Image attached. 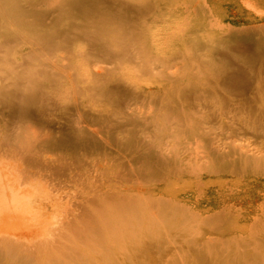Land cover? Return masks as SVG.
<instances>
[{
	"label": "bare ground",
	"instance_id": "bare-ground-1",
	"mask_svg": "<svg viewBox=\"0 0 264 264\" xmlns=\"http://www.w3.org/2000/svg\"><path fill=\"white\" fill-rule=\"evenodd\" d=\"M29 1L0 0V26L16 27L6 34L22 36V42L36 36L46 54L35 67L21 48L7 47L0 58L7 68L0 73V264H264V226L243 227L228 238L206 233L203 228L218 231L223 227V214L196 210L182 191L162 194L156 186H144L152 181L146 177L149 168L126 159L103 169L100 179L97 162L89 157L94 152L82 154L92 146L89 142L80 137H51L27 125L30 120L34 124V112L49 102L57 115L74 111L76 121H82L78 102L86 89L83 84L91 89L96 86L97 91L107 74L97 66L89 72L80 60L84 51L66 39L78 36L77 40L90 46L99 45L101 56L116 58L112 49L120 37L118 51L128 56L134 36L129 27L136 21L137 10L148 6L145 0ZM51 3L56 4V11L46 6ZM38 4L46 7L38 9ZM105 6L115 19L107 20L114 23V27L109 24L113 30L103 27L109 14L104 19L103 15L98 20L94 17ZM76 14L82 17L79 24L80 19L74 23L72 17ZM91 15L97 21L94 26L88 21ZM61 20L68 21V33L67 25L64 30L56 27ZM59 36L66 37L65 45L51 43ZM154 36L150 31L151 41ZM10 55L18 59L14 66L7 61ZM13 89L22 96L17 93L8 102ZM21 120L27 123L25 127L17 124ZM7 126L12 130L6 132ZM102 146L110 148L105 140L100 146L105 150ZM151 172L154 178L158 176L155 170ZM212 185L213 181L202 185L194 199ZM230 213L238 219L236 210Z\"/></svg>",
	"mask_w": 264,
	"mask_h": 264
},
{
	"label": "rangeland",
	"instance_id": "rangeland-1",
	"mask_svg": "<svg viewBox=\"0 0 264 264\" xmlns=\"http://www.w3.org/2000/svg\"><path fill=\"white\" fill-rule=\"evenodd\" d=\"M145 2L148 6L137 10L136 21L129 27H133L134 36L128 56L118 51L120 37L112 49L117 59L101 56L99 45L90 49L93 47L73 34V39L59 36L60 40H50L55 44L74 40L73 45L84 51L80 60L87 70L97 66L107 74L96 81L101 84L97 91L96 86L92 90L83 84L86 89L78 102L81 122L76 121L74 111L57 115L59 112L49 102L34 112V124L33 120L17 124L30 128L34 125L41 134L51 137H80L82 142H89L92 146L82 154L94 152L89 157L97 162L100 179L103 169H112L126 159L135 166L149 168L146 177L152 181L144 186H156L162 194L182 191L196 210L223 214V227L218 231L203 228L206 233L228 238L243 227L264 226V0ZM53 3L46 6L56 11ZM40 4L38 9L46 7ZM108 10L105 6L94 17L98 20L103 15L104 19L109 14L103 27L113 30L114 23L107 21L112 19ZM72 17L74 23L82 18L77 14ZM93 20L91 15L88 21L92 26L97 23ZM64 22L61 20L56 27L64 30L67 25L68 33ZM0 27L5 34L0 33V58L7 47L21 48L32 66L43 63L46 54L42 53L40 38L29 36L22 42L24 37H13L11 33L12 39L6 34L16 28L12 24ZM150 31L155 34L153 41ZM33 42L41 44V51ZM7 61L12 66L18 63L14 55ZM5 70L6 65L0 61V73ZM19 92L10 91L8 102L18 94L22 96ZM11 130L7 126L5 131ZM103 140L110 148H100ZM150 170L158 176L154 178ZM211 181L214 185L194 199L196 191ZM232 210L238 213L237 220L230 215Z\"/></svg>",
	"mask_w": 264,
	"mask_h": 264
}]
</instances>
